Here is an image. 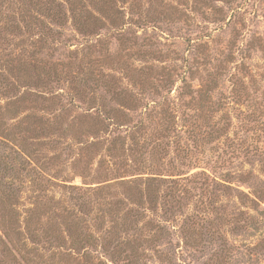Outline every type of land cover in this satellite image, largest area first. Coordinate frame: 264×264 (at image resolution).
Here are the masks:
<instances>
[{
  "label": "rangeland",
  "instance_id": "374dc122",
  "mask_svg": "<svg viewBox=\"0 0 264 264\" xmlns=\"http://www.w3.org/2000/svg\"><path fill=\"white\" fill-rule=\"evenodd\" d=\"M50 2L0 0V191L9 183L20 191L14 205L0 198V219L29 215L37 149L36 165L57 172L59 182L72 177L88 191L111 185L104 198L124 207L112 219L131 208L135 232L121 247L110 248L109 238L55 247L49 231L41 233L47 206L41 223L20 221L7 238L0 230V264H264V0H115L118 20L99 0H57L65 15L52 20ZM74 14L89 25L79 26ZM79 61L90 65L81 74ZM75 85L84 95L62 112L63 133L31 135V121L48 116L53 97ZM115 93L131 96L122 98L130 109ZM99 105L118 109L124 148L133 146L131 136L138 142L119 162L135 166L105 172L115 161L107 135L81 151L94 135L73 119ZM166 110L178 126L169 137L161 134ZM152 174L166 181L151 202L139 196L144 183L137 191L120 183ZM94 192L82 206L93 232L104 206V192Z\"/></svg>",
  "mask_w": 264,
  "mask_h": 264
},
{
  "label": "trees",
  "instance_id": "16d2710c",
  "mask_svg": "<svg viewBox=\"0 0 264 264\" xmlns=\"http://www.w3.org/2000/svg\"><path fill=\"white\" fill-rule=\"evenodd\" d=\"M102 3H108L109 6V12L110 17H112L114 20H118L122 17V10L119 8H114L112 4H114L115 0H99ZM52 8H48V16L52 20H55V18H59L65 15L64 11L61 8V4L57 2V0H51ZM52 9V11H51ZM26 13L25 11H20V14ZM76 23L81 26L82 28L87 27L89 24L87 23V19L81 21V18L78 14L72 15ZM78 16V17H77ZM15 30H18L20 27L18 25H14ZM27 26L24 25L25 28ZM78 27V26H77ZM79 28V27H78ZM88 31V30H87ZM81 60V59H80ZM90 68V65H83L81 64V61L76 66L77 73L81 74L83 71ZM28 96H32V92H27ZM84 95V91L80 89L77 85L74 87H71L69 89V92H66L65 94H59L55 95L53 97V101L50 102V105L47 106V110L49 115L48 116H38L31 122H33L34 126H30L31 135L38 136L39 134H43L44 132H49L50 134H53L54 132L57 133H63L61 131L63 121H62V112L66 107H70L74 104L75 100H80L81 97ZM117 95L115 98L116 101H120L118 103L119 106L126 108L129 105H123V97H131L130 95L124 94V96L121 97L120 93H115ZM62 99H65V102L62 103ZM127 101H130L129 98L126 99ZM133 101V99H132ZM131 101V103H132ZM55 106H58L59 108H54ZM53 108V109H51ZM127 109H130L127 107ZM161 112H164V108L160 109ZM152 111V109L150 110ZM116 112H118V109H112V110H102L99 106L94 107V114L84 113L81 112V114L74 117L73 121H76V125L78 126H84V128L79 129L80 132H89V134H93L92 141L88 143V145L84 146L82 149H88V147L99 145L102 141L107 140L106 138H102L103 136L107 135L110 138L108 140V158H112L115 161L119 160L116 164L115 161L113 164H108L106 162L105 172H116L117 170H125L126 168H131L135 165H128L127 163H119L121 161H124V156L126 151H130L132 155V151H136L134 149V146H138V142L135 141L134 136L130 137V140L132 141V147L131 145L127 148H124L125 144V138H122L120 134L117 133L119 130L121 132V129L127 126H124L125 123L121 122L117 115H114ZM160 112V113H161ZM156 113V112H155ZM44 114V113H43ZM162 114V113H161ZM165 115L168 119L165 123L167 124L163 131H161V134L165 137H169L171 134L177 131V124L175 121V117L172 111L166 110ZM84 124V125H83ZM76 125L72 124L71 128H76ZM193 126V125H192ZM134 128V129H133ZM133 130H139L140 128H144L143 124L140 122L139 126H133ZM78 129V128H76ZM125 129V128H124ZM102 138L103 140H100L99 138ZM37 145H39V141H36ZM2 143V142H0ZM157 145V144H156ZM155 146H153L154 148ZM37 149H34V179L32 180V186L35 188V197H34V203L33 207L28 211L29 215L26 217H23L22 220H20L18 217H16V214L12 216L9 220L7 219H0V227L2 231V236L7 238L8 234L13 232L15 233V227L17 224L23 223L28 225H34L38 222L41 223L42 216H45L44 209H46L47 206L51 208V210H47L49 213L46 215V223H47V229L41 230V233L48 232L49 231V237L52 240V243L54 246H60L61 243L68 242L69 247H81L83 244L85 246L91 245L96 240H106L109 239H115V243L112 244L111 247H121V245H126L129 243V241L134 237V222H136V218L132 219V223H130L129 219L134 216L133 211L131 208H127L123 215L124 219H112V213L118 218L117 214L119 211H122L121 202H110L107 201L104 197L107 194V190L112 187L108 183H104L103 185L97 186L95 189L88 191L86 189H83L77 185L71 184L69 182L72 181L71 178H66L60 180L57 178V172H52L51 169L49 171H43L41 169V163L38 162L36 165L35 160H38L37 156ZM29 158V155H27ZM56 157V155H55ZM120 157V158H118ZM56 159V158H55ZM50 161V158H49ZM90 164L83 163L80 167V171L77 170L76 167H74L80 177H84V172L88 169ZM137 168V169H136ZM141 166H136L134 169L139 171ZM37 169V170H36ZM133 169V170H134ZM3 170L5 168L3 167ZM142 171V170H141ZM141 171L137 172L138 174L141 173ZM134 175V174H133ZM142 177V176H141ZM141 177H136V179L128 180L120 182L122 185H125L128 189L137 191V186H140V183H144V189H139V196L143 198V195L145 198L151 202V194L153 195L154 190L157 189V186L160 185L161 182L166 181L165 178H158L155 176V174L150 175V177H145L142 179ZM141 178V179H140ZM155 188V189H154ZM56 189L65 191L60 192V195L58 197H55L54 195H50L48 200L45 198V192L49 190L50 191H56ZM3 191H0V198L7 202L9 205H14L18 202V194H20L18 189L12 188V184H5L3 186ZM94 192V196L100 195L104 192L102 195V200L104 201L103 209H98L99 214L94 217V219H98V225L96 226V230L91 231L88 221L83 219V214L88 213V210H83L82 206L88 207L90 202L86 199L88 198V195L90 193ZM145 192V194L143 193ZM90 192V193H89ZM138 193V192H137ZM134 197L135 201L140 202L139 196H137L134 193H129L127 196L129 200H133L132 197ZM121 220V222H119ZM125 220V221H124ZM6 221H9L7 223ZM124 221V222H123ZM2 222V224H1ZM38 227L39 226H35ZM160 228V227H159ZM98 230V231H97ZM96 232V233H95ZM130 232H133L130 234ZM65 233V236L63 235ZM34 235H36V232L34 231ZM46 236V237H48ZM120 236V237H119ZM129 236V237H128ZM126 237L128 239L126 241H123ZM121 239V240H120ZM123 239V240H122ZM0 240L2 242V238L0 237ZM6 248V247H3ZM98 264H104V263H98Z\"/></svg>",
  "mask_w": 264,
  "mask_h": 264
}]
</instances>
